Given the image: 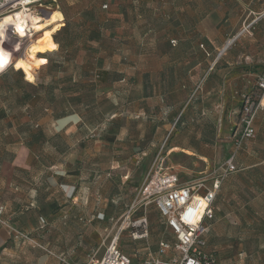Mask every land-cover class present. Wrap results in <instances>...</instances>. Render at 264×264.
Returning a JSON list of instances; mask_svg holds the SVG:
<instances>
[{"label": "rangeland", "instance_id": "rangeland-1", "mask_svg": "<svg viewBox=\"0 0 264 264\" xmlns=\"http://www.w3.org/2000/svg\"><path fill=\"white\" fill-rule=\"evenodd\" d=\"M46 2L57 20L59 13L60 25L35 34L37 44L27 42L10 64L23 82L37 85L35 98L23 102L14 71L0 77V165L9 163L10 178L22 185L6 187L7 174H0V233L7 236L0 264H75L100 256L114 240L133 259L145 258L161 241L174 242L155 206L141 198L147 174L162 160L172 167L167 152L177 130L193 148L198 134L213 139L214 151L219 142L212 167L175 157L183 180L216 174L229 150V121L238 122L240 108L216 113L201 99L199 86L220 85L223 77L186 72L181 51L168 49L160 36V12L145 9L136 18L125 11L121 54H113L117 43L90 30L89 15L79 21L70 11L66 20L64 0ZM254 17L249 13L231 39L258 35L264 41V26ZM132 23L144 32L140 38L130 31ZM49 35L59 42L55 51L48 48ZM26 57L28 69L21 64ZM233 80L234 86L245 81ZM63 113L77 116L55 119ZM262 138L263 128L244 143L237 171L222 182L215 200L206 246L215 264H264ZM57 176L71 180L72 188L52 186Z\"/></svg>", "mask_w": 264, "mask_h": 264}, {"label": "crops", "instance_id": "crops-1", "mask_svg": "<svg viewBox=\"0 0 264 264\" xmlns=\"http://www.w3.org/2000/svg\"><path fill=\"white\" fill-rule=\"evenodd\" d=\"M64 5L66 10L63 11V16L66 20L70 11L77 12L79 21H82L85 15H89L92 22L86 24L90 30L95 28L100 32V36L104 34L112 37V41L117 43L112 49L113 54H121L119 42L122 40L121 25L125 11L127 13L132 11L136 18L140 17L139 12L145 9L154 12V15L157 12L163 14L160 36L168 49L174 47L182 52L179 53L178 58L183 59L184 66L187 65L185 66L186 72L192 75L201 72L207 76L215 74L223 77L220 85L199 86V93L203 94L201 99H208L211 106L215 107L216 113L218 109L224 107L239 106L240 108L242 95L249 94L255 88L256 83H252V80L264 74V41L258 40V35L247 40L233 37L231 39L249 13L255 15L257 26H264V0H64ZM103 5L107 10H102ZM56 16L57 23L52 26L60 25V15L57 11ZM130 27L134 36L140 38L144 34L133 23ZM147 31L157 32L152 28ZM46 39L48 48L55 51L57 45L53 42L51 35ZM92 42L100 43V40L93 39ZM39 60L41 61L39 66H43L45 59L41 57ZM182 63L178 61V67ZM257 64L261 68L257 72L258 75L255 72ZM234 76H242L245 81L241 82L240 86H234ZM180 87L184 89L185 86ZM209 95L210 97H207ZM259 103L260 109L254 121L256 135L260 129H264V124H262V120L264 121V92ZM229 122L231 123L229 131L232 133L235 123L232 119ZM178 132L177 130L170 140L167 156L172 165L170 169L177 175L179 182L184 183L185 180H183L181 170L178 169L180 166L175 161L176 158L183 157L189 162L195 161L200 165L212 167L213 153H217L219 142L216 138L214 151L213 139L204 136L201 138L198 134L196 138L198 142L194 144L197 148H193L188 138L185 140L178 137ZM262 141L264 142V138ZM231 149V141H229V150L223 161L230 155ZM10 170L13 171V168L9 163L5 161L1 163L0 174H7L5 186L22 187L12 181ZM56 179L55 184L50 185L58 186L62 190L72 188V182L67 177L57 176ZM214 204L215 201L213 208L216 218L217 212ZM6 239L7 236L3 230L0 233V245Z\"/></svg>", "mask_w": 264, "mask_h": 264}, {"label": "built area", "instance_id": "built-area-1", "mask_svg": "<svg viewBox=\"0 0 264 264\" xmlns=\"http://www.w3.org/2000/svg\"><path fill=\"white\" fill-rule=\"evenodd\" d=\"M46 1L0 0V22L9 16L22 25V31H19L14 23L9 24L2 43L7 42L16 56H20L24 45L32 42L36 34L32 19L41 18L43 12L48 13ZM11 67L9 65L7 68ZM263 92L264 74L258 78L252 92L242 95L239 119L231 133L232 149L216 174L180 183L170 168L162 166L163 160L147 174L140 189L141 198L155 206L174 238L173 243L161 241L154 254L133 259L114 240L105 246L100 256L92 255L75 264H215L212 255L206 251L207 235L215 219L213 203L222 182L237 171V153L245 142L255 138L254 121Z\"/></svg>", "mask_w": 264, "mask_h": 264}, {"label": "bare ground", "instance_id": "bare-ground-1", "mask_svg": "<svg viewBox=\"0 0 264 264\" xmlns=\"http://www.w3.org/2000/svg\"><path fill=\"white\" fill-rule=\"evenodd\" d=\"M53 11H54L53 9H50V12H53ZM56 22H57V19H55V17L52 16L51 13L43 12V16L41 18L34 17L32 19V27L35 33L38 34L36 38L41 34V32L44 29L50 28L49 26H52ZM13 23L15 27L17 28V30L20 31L22 29V25L18 24L16 20H13L9 16H5L3 20H1L0 22V45H2V43L4 42L9 24H13ZM32 44H37V41L34 40ZM16 57H17L16 54L12 53L7 48L0 47V62H2V65H3L2 67H0V72L5 70L11 64V61L15 59ZM21 64L22 66H24V68L28 69L30 67V61L28 57L23 59L21 61Z\"/></svg>", "mask_w": 264, "mask_h": 264}, {"label": "trees", "instance_id": "trees-1", "mask_svg": "<svg viewBox=\"0 0 264 264\" xmlns=\"http://www.w3.org/2000/svg\"><path fill=\"white\" fill-rule=\"evenodd\" d=\"M53 42L56 44V43H59L56 38L54 37L53 38ZM57 45V44H56ZM42 58L45 59L44 56H40ZM14 71V75H17L19 76V79H20V82L22 83V86H23V91H24V94H23V97L21 98L23 100V102L27 103L31 100H33L35 98V95L37 93V85L33 84V83H30V82H23L22 80V72L19 70H12V68H7L5 70H3L2 72H0V77H5L7 76V74L9 72H12ZM24 73V72H23ZM24 76H25V73H24ZM29 115V114H28ZM70 116H77L76 114H61L60 116H56V120H60L61 118H66V117H70ZM218 194V193H217Z\"/></svg>", "mask_w": 264, "mask_h": 264}, {"label": "snow or ice", "instance_id": "snow-or-ice-1", "mask_svg": "<svg viewBox=\"0 0 264 264\" xmlns=\"http://www.w3.org/2000/svg\"><path fill=\"white\" fill-rule=\"evenodd\" d=\"M20 31H22V29ZM0 47L7 48L9 51H11V47L7 42H5L3 45H0ZM2 66V63H0V67Z\"/></svg>", "mask_w": 264, "mask_h": 264}, {"label": "clouds", "instance_id": "clouds-1", "mask_svg": "<svg viewBox=\"0 0 264 264\" xmlns=\"http://www.w3.org/2000/svg\"><path fill=\"white\" fill-rule=\"evenodd\" d=\"M0 63H2V62H0Z\"/></svg>", "mask_w": 264, "mask_h": 264}]
</instances>
